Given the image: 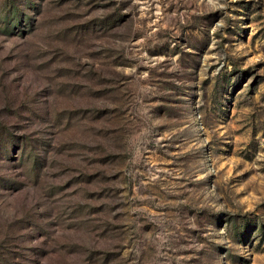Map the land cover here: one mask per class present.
Wrapping results in <instances>:
<instances>
[{"label":"rangeland","instance_id":"374dc122","mask_svg":"<svg viewBox=\"0 0 264 264\" xmlns=\"http://www.w3.org/2000/svg\"><path fill=\"white\" fill-rule=\"evenodd\" d=\"M0 264H264V0H0Z\"/></svg>","mask_w":264,"mask_h":264}]
</instances>
